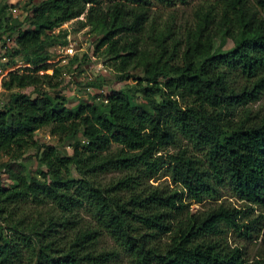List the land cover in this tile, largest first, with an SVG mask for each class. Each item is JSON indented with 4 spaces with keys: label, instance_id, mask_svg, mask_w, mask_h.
Here are the masks:
<instances>
[{
    "label": "trees",
    "instance_id": "obj_1",
    "mask_svg": "<svg viewBox=\"0 0 264 264\" xmlns=\"http://www.w3.org/2000/svg\"><path fill=\"white\" fill-rule=\"evenodd\" d=\"M154 1L169 6L189 0H40L17 24L0 18L4 54H26L34 66L9 71L3 82L6 89L32 90L13 92L11 104L0 109V264H21L24 248L35 264H111L115 250L93 248L101 229L131 264H264V256L248 259L222 240L226 229L249 230L239 221L243 209L221 203L192 213L184 199L214 198L226 185L264 209V111L249 105L264 95V0H204L182 32L152 21L145 38ZM84 12L81 26L100 33L97 48L112 55L120 80L142 68L134 86L140 100L119 88L99 93L100 101L70 104L46 89L58 86L59 72L39 73L49 67V31ZM12 33L11 42L3 39ZM220 33L233 46L215 52ZM45 126L77 139L70 154L34 138ZM179 136L203 155L188 146L158 153ZM23 147L40 152V177L1 161L3 154L20 156ZM71 166L81 177H71ZM164 167L180 188L148 182ZM111 169L126 173L97 181L98 173ZM29 198L49 199L61 214L32 221L18 216L19 203ZM81 207L97 226L79 228L61 242L59 228L77 224L74 210Z\"/></svg>",
    "mask_w": 264,
    "mask_h": 264
},
{
    "label": "rangeland",
    "instance_id": "obj_2",
    "mask_svg": "<svg viewBox=\"0 0 264 264\" xmlns=\"http://www.w3.org/2000/svg\"><path fill=\"white\" fill-rule=\"evenodd\" d=\"M40 0H0V18L9 17L13 24L18 21H23L33 5ZM204 2V0H189L187 3L177 2L173 5H164L154 1L150 6L149 22L146 25L143 37H148L149 24L155 21L156 26H161L165 23H170L175 26L178 31L182 32L184 28L194 21L195 9ZM108 2L104 1L103 6ZM85 19V12L80 16L64 22L62 25L49 31L50 37L46 40V48L51 53V58L47 61L49 67L45 70H40L39 73H52L54 68H58V76L55 77L58 86L56 88L46 89L50 94L60 93L66 97L68 103L74 104L78 101L91 102L100 101L99 93H105L112 89L124 88L129 92L135 93L137 99H141V94L134 91L136 79L143 75L142 68H131L132 76L129 80H120V73L114 66V58L112 55L103 53V47L97 48L100 40V33H95L90 30L89 26H81V21ZM16 36L12 33L11 36H5L3 39L11 42ZM3 41L0 40V109H3L13 101L12 93L15 91L30 92L32 87L19 89H6L3 82L8 77L9 71L25 72L32 69L27 60L26 54H9L5 55L1 47ZM233 46V42L224 33H220L214 40V51L227 50ZM73 49V53L69 49ZM159 99V96L157 97ZM250 107L254 110L264 111V95L260 96L255 101L250 102ZM80 144L86 143V139L78 135ZM34 138L42 145H54L57 147L61 155L70 154L73 144L77 139H65L60 134H53L51 126H45L38 129ZM116 143H112L110 149L117 148ZM188 146L199 156L203 155L200 149L193 145L182 136L172 144L166 146L158 153H172L178 148ZM40 152L34 147H23L20 156L12 158L10 155L3 154L1 161H14L17 168H22L23 172L29 176L40 177V171L45 167L39 160ZM17 165H21L18 167ZM16 171V170H15ZM125 170L111 169L105 172L98 173L96 179L99 182L107 183L111 179L123 176ZM70 175L73 178L81 177L74 166L70 167ZM7 177V176H6ZM11 176H8L6 182L10 183ZM150 184L171 188H180V185L173 182L166 167L162 168L157 174L148 179ZM126 193V192H125ZM184 199L189 203L190 212L207 210L210 207L218 204L227 206H235L244 210L239 218V221L246 223L245 227L238 230L234 228L226 229L222 233V240L229 246L240 247L245 257L253 259L254 257L264 256V209L259 205H252L247 200L240 198L235 194L229 186H220L218 196L212 198L207 197L202 201L190 200L185 195ZM74 219L77 224L71 227H60L57 235L63 243L72 238L79 228L87 226L96 227L97 223L93 214L87 207L75 209ZM60 210L55 204L49 200L34 201L27 199L18 205L17 215L25 216L26 219L32 221L36 217L46 220L49 216L60 215ZM257 219V224L253 226L252 221ZM95 250H115L118 255L111 261V264H131L128 254L123 248L116 243L114 238L105 230L101 229L98 237L93 245ZM36 256L31 250L25 249L22 251L21 264H35Z\"/></svg>",
    "mask_w": 264,
    "mask_h": 264
},
{
    "label": "built area",
    "instance_id": "obj_3",
    "mask_svg": "<svg viewBox=\"0 0 264 264\" xmlns=\"http://www.w3.org/2000/svg\"><path fill=\"white\" fill-rule=\"evenodd\" d=\"M69 52L73 53V49H72V48H70V49H69Z\"/></svg>",
    "mask_w": 264,
    "mask_h": 264
}]
</instances>
